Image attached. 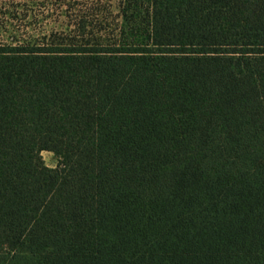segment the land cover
<instances>
[{"label":"trees","instance_id":"obj_1","mask_svg":"<svg viewBox=\"0 0 264 264\" xmlns=\"http://www.w3.org/2000/svg\"><path fill=\"white\" fill-rule=\"evenodd\" d=\"M117 7L0 45V264H264V0Z\"/></svg>","mask_w":264,"mask_h":264},{"label":"rangeland","instance_id":"obj_2","mask_svg":"<svg viewBox=\"0 0 264 264\" xmlns=\"http://www.w3.org/2000/svg\"><path fill=\"white\" fill-rule=\"evenodd\" d=\"M118 2L119 0H0V45H10L13 42L18 44L17 40L42 44L54 34L66 37L83 16H86L89 26L87 31L93 32L92 38L102 33L103 38L113 39L117 25L121 22ZM105 30L110 34L108 37H105ZM41 154L48 167L57 166L58 160L52 151L43 150Z\"/></svg>","mask_w":264,"mask_h":264}]
</instances>
